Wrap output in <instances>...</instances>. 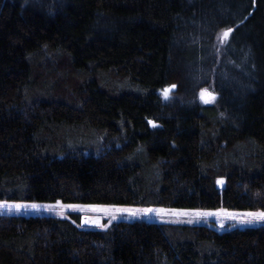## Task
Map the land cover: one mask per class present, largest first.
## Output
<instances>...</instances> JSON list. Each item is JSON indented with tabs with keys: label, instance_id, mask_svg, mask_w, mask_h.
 Here are the masks:
<instances>
[{
	"label": "trees",
	"instance_id": "trees-1",
	"mask_svg": "<svg viewBox=\"0 0 264 264\" xmlns=\"http://www.w3.org/2000/svg\"><path fill=\"white\" fill-rule=\"evenodd\" d=\"M0 202L264 211V0H0ZM0 264H264V226L0 215Z\"/></svg>",
	"mask_w": 264,
	"mask_h": 264
},
{
	"label": "rangeland",
	"instance_id": "rangeland-1",
	"mask_svg": "<svg viewBox=\"0 0 264 264\" xmlns=\"http://www.w3.org/2000/svg\"><path fill=\"white\" fill-rule=\"evenodd\" d=\"M40 1V0H37ZM47 1H56V0H47ZM222 34L217 38V50L220 48L219 44L222 45L226 40L221 39ZM219 51V50H218ZM205 70H192L190 72V76L195 81H202L203 84H207L208 80H205ZM212 82V76L209 77V83ZM210 86V85H209ZM207 85H203L202 89L197 93L199 95L201 102L205 104H215L217 102V96H215V100L213 102H205L208 100L207 95L201 96V93L204 89H208L210 92L214 93L212 88ZM170 88V87H169ZM168 89V88H167ZM178 89L174 87L168 94V98L165 99L163 95V91L160 92V96L163 98L165 102H173L175 100L183 101V98L177 96ZM219 187H224L223 180L219 181ZM7 203L10 207H0V215H11V216H23V217H58V218H67L71 213H80L82 215V226L87 228H99V229H107L111 227L113 224L126 221H147L152 223H168V224H176V225H208L215 228L219 232H230L237 229H251L259 226H264V221H253L252 223H243L242 220L245 219L244 213L250 211H226V210H218V211H199V210H169L165 208H137V207H106V206H82L80 208H64L63 215L60 213V208L55 207L57 205H65L62 202L44 204V203H13V202H0V205H4ZM20 204L21 208L17 209L14 205ZM32 205H38V208L31 207ZM49 206H52L51 208ZM79 206V205H78ZM113 208H127L133 210H141L137 215H131L128 212H120V213H109L103 211V209H113ZM145 209H154L155 211L145 213L143 210ZM163 209L164 212H160L159 210ZM196 212H216L220 213V215L216 216H195V215H183L182 213H196ZM260 212V211H259ZM231 214V215H228ZM115 216V219H113ZM88 219L90 222L85 223V219ZM98 222V223H97Z\"/></svg>",
	"mask_w": 264,
	"mask_h": 264
},
{
	"label": "snow or ice",
	"instance_id": "snow-or-ice-1",
	"mask_svg": "<svg viewBox=\"0 0 264 264\" xmlns=\"http://www.w3.org/2000/svg\"><path fill=\"white\" fill-rule=\"evenodd\" d=\"M233 32L232 28H228L227 30L223 31L222 33V40H227L231 34ZM175 86H171L168 89L163 90V95L164 98L167 99L168 98V94L171 91L172 88H174ZM205 94L208 97V100H206L205 102H213L215 100V96L212 92H210L208 89H204L203 92L201 93V96H205ZM153 126L155 127L156 125L153 124ZM0 207H10L9 205H7V203H5L4 205H0ZM15 208L19 209L22 207V205L20 204H16L14 205ZM31 207L33 208H38V205H32ZM50 208L52 206H49ZM55 207L60 208V213L61 215H63V210L64 208H80L82 206H78V205H57ZM103 211L109 212V213H120V212H128L131 215H137L139 213V211L141 210H133V209H127V208H113V209H103ZM145 213L147 212H151V211H155L154 209H145L143 210ZM160 212H164L165 210L160 209ZM183 215H195L197 217L199 216H216V215H220V213H216V212H196V213H182ZM231 215V214H228ZM245 219L242 220L243 223H252L253 221H264V211H260V212H247L243 214ZM113 219H115V216H113ZM90 221L86 218L85 219V223H89ZM98 223V222H97Z\"/></svg>",
	"mask_w": 264,
	"mask_h": 264
}]
</instances>
